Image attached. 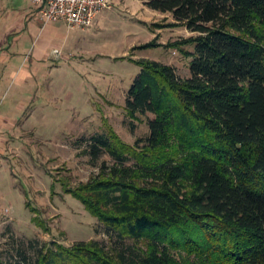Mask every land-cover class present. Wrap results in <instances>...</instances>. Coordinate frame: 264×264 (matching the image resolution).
<instances>
[{
	"label": "trees",
	"instance_id": "obj_1",
	"mask_svg": "<svg viewBox=\"0 0 264 264\" xmlns=\"http://www.w3.org/2000/svg\"><path fill=\"white\" fill-rule=\"evenodd\" d=\"M145 5L197 33L173 45L196 52H187L189 78L138 61L127 110L154 114L150 133L132 145L108 125L85 152L94 164L104 154L113 163L75 188L65 184L110 245L52 241L37 246L34 259L20 252L22 259L0 264H264V0ZM33 221L51 231L38 215Z\"/></svg>",
	"mask_w": 264,
	"mask_h": 264
},
{
	"label": "rangeland",
	"instance_id": "obj_2",
	"mask_svg": "<svg viewBox=\"0 0 264 264\" xmlns=\"http://www.w3.org/2000/svg\"><path fill=\"white\" fill-rule=\"evenodd\" d=\"M146 1L112 0L90 28L59 21L41 33L31 0H0V48L22 54L17 61L26 59L28 65L36 62V50L46 46L48 53L35 99L20 119L18 140L0 153V261L22 259L20 252L34 259L36 247L52 241L71 246L98 239L110 245L105 227L65 192V184L75 188L97 176L104 161L113 163L104 154L94 164L85 152L87 141L108 125L132 145L150 133L148 120L155 115L134 118L127 110L141 72L138 61L156 60L189 78L194 56L187 52H196L195 45H173L198 34L172 26L171 14L149 9ZM32 8L36 16L26 22ZM19 34L23 40L14 42ZM153 42L156 46L144 48ZM36 215L51 231L33 221Z\"/></svg>",
	"mask_w": 264,
	"mask_h": 264
},
{
	"label": "crops",
	"instance_id": "obj_3",
	"mask_svg": "<svg viewBox=\"0 0 264 264\" xmlns=\"http://www.w3.org/2000/svg\"><path fill=\"white\" fill-rule=\"evenodd\" d=\"M26 14L25 21L27 22L28 19L32 21L36 16V11L32 8ZM51 24L53 23L45 24L40 19V24L38 23L37 26L40 27L42 33ZM22 40L23 37L21 38L19 34L13 41L18 43ZM46 49L45 46L43 49L36 50V62L28 65L26 59L17 61L16 58L22 54L0 48V153L9 151L8 142L18 140L15 135L19 133L21 120L25 118L27 104L35 99L34 92L44 76L42 62H45L48 57Z\"/></svg>",
	"mask_w": 264,
	"mask_h": 264
},
{
	"label": "built area",
	"instance_id": "obj_4",
	"mask_svg": "<svg viewBox=\"0 0 264 264\" xmlns=\"http://www.w3.org/2000/svg\"><path fill=\"white\" fill-rule=\"evenodd\" d=\"M45 24L64 21L69 27L90 28L112 0H31ZM60 54V50L55 51Z\"/></svg>",
	"mask_w": 264,
	"mask_h": 264
}]
</instances>
